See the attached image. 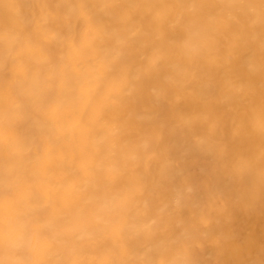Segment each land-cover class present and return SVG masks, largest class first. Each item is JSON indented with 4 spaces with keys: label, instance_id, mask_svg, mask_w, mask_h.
I'll use <instances>...</instances> for the list:
<instances>
[{
    "label": "bare ground",
    "instance_id": "obj_1",
    "mask_svg": "<svg viewBox=\"0 0 264 264\" xmlns=\"http://www.w3.org/2000/svg\"><path fill=\"white\" fill-rule=\"evenodd\" d=\"M0 264H264V0H0Z\"/></svg>",
    "mask_w": 264,
    "mask_h": 264
}]
</instances>
